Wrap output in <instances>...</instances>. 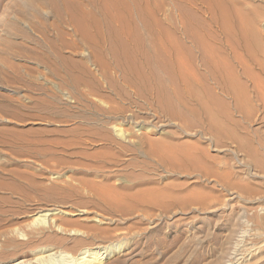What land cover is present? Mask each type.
<instances>
[{
  "label": "rangeland",
  "instance_id": "1",
  "mask_svg": "<svg viewBox=\"0 0 264 264\" xmlns=\"http://www.w3.org/2000/svg\"><path fill=\"white\" fill-rule=\"evenodd\" d=\"M230 1L226 30L210 2L149 0L222 51L203 113L199 84L176 105L80 34L72 3L99 0H0V264H264V0Z\"/></svg>",
  "mask_w": 264,
  "mask_h": 264
},
{
  "label": "bare ground",
  "instance_id": "2",
  "mask_svg": "<svg viewBox=\"0 0 264 264\" xmlns=\"http://www.w3.org/2000/svg\"><path fill=\"white\" fill-rule=\"evenodd\" d=\"M99 1L102 6L101 13L104 19L97 18L94 15L96 13L93 14V12L84 10L78 3H72L71 9L79 14V21L76 20L78 22V31L80 30V34L89 38L109 40L112 45L113 60L116 62L115 66L125 71L126 77L133 78L134 81H142L150 88H153V84L155 86L157 85L156 89L160 92L159 97L169 98L176 105L182 102L179 98V89L177 88L176 92V88H171V86H174L173 83L183 81L187 86L197 83L204 90V99L199 102V110L203 113H209L208 110H210L212 103L221 102L212 92L210 84H208L209 81L207 82V80L209 78H215L216 80L222 79L225 62H223L224 59L222 60L220 58L222 55H218L222 51H219L214 43H210L209 39L204 38L200 32L198 33V25L193 27L186 25L188 35L191 39V43L186 44L171 30V27H173L172 23H163L157 18L156 11L150 10L151 8L149 9V0ZM202 1L210 2L218 8L219 14L224 17L226 30L230 26H237L232 21V16L235 14L236 20L240 14L235 10V13H232L233 6L230 0ZM57 12L59 13V10ZM74 12L72 17L75 15ZM72 20L75 21L74 17ZM227 20L231 21L228 22ZM245 37H247L246 34ZM195 53L199 54L200 60L204 65L205 73H200L197 70ZM229 72L230 74L232 73L231 70ZM224 73L226 72L224 71ZM163 74L168 75L166 80H163L165 78H161ZM232 78L234 79V77ZM233 79L231 80L232 83ZM191 95L196 97L192 92ZM185 108L187 109H184V114L192 112L191 108ZM172 114L180 115L179 111H173ZM51 254L49 253L48 255ZM85 256V254H82L77 260H81ZM89 256L96 259L100 258L101 254L98 250L90 252Z\"/></svg>",
  "mask_w": 264,
  "mask_h": 264
}]
</instances>
